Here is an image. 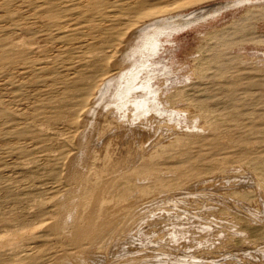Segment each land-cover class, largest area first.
I'll return each mask as SVG.
<instances>
[{
  "label": "bare ground",
  "instance_id": "1",
  "mask_svg": "<svg viewBox=\"0 0 264 264\" xmlns=\"http://www.w3.org/2000/svg\"><path fill=\"white\" fill-rule=\"evenodd\" d=\"M166 1L0 0V79L11 85L16 99L25 95L26 83L32 84L35 92L28 96L37 99L31 102V107L16 112L15 102L11 107L0 94V148L22 160L14 179H8L0 166V209L7 204L27 209L22 217L0 216V264L159 263L146 262L145 257L134 255L135 248L141 250L156 242L150 228L140 226L139 213L156 210L153 208L163 202L160 194L164 187L178 189L189 177L204 174L197 171V166L214 169V164L203 163L205 159H215L208 157L210 153L203 147L209 145L217 152L224 135L207 112L208 103L221 96L224 108L220 110L227 112L229 119H237L238 108L234 91L219 83L218 88L208 89L207 95L190 100L206 109L209 131L192 132L195 127L191 126V134L183 133L186 136L180 135L164 144L165 138L150 139L155 130L151 134L141 127L145 125L141 120L150 117L171 120L179 111L166 109L161 95L164 87L153 83L154 79H160V74L151 60L158 55V39L164 30L152 32L151 26L163 22L160 19L147 22L143 13L145 8H150L151 14L157 13ZM220 4L201 6L172 22L193 23ZM240 33L247 34V30ZM233 61L223 59L222 71ZM238 84L239 79L231 82L234 86ZM254 85L259 89L257 101L249 109L255 112L257 106H264V80H256ZM118 118H128L133 127L122 128ZM244 127L250 132L258 131V127L250 124ZM67 133L72 137L62 138ZM103 134L114 141L102 139ZM87 135L91 138L90 149L98 152L94 160L82 141ZM77 137L80 144L72 146L70 142ZM106 142L112 144V149L105 148ZM245 142L248 139L239 145ZM36 146L44 155L34 161ZM154 146L159 148L152 150ZM174 148L176 153L169 157ZM160 155L165 157L164 162L154 159ZM171 158H175V163H169ZM170 164L176 166L173 172L181 173L180 179L167 180L164 174H156L161 165ZM85 173H89L90 181L82 185L80 178ZM138 175L153 176V184L138 183ZM20 178L27 181L25 186L19 185ZM63 179L64 186H37L40 199L35 212L27 207L31 196L28 185L39 181L61 183ZM254 180L250 177L247 184L238 183L243 189ZM47 199L55 202L45 205ZM55 205L59 207L57 211L52 208ZM32 216H41V222H30ZM173 223L168 236L186 242L183 224ZM41 238L42 242H37Z\"/></svg>",
  "mask_w": 264,
  "mask_h": 264
},
{
  "label": "rangeland",
  "instance_id": "2",
  "mask_svg": "<svg viewBox=\"0 0 264 264\" xmlns=\"http://www.w3.org/2000/svg\"><path fill=\"white\" fill-rule=\"evenodd\" d=\"M215 3L221 4L211 8L193 23L181 25L182 23L172 22L173 19L196 8ZM143 13L147 22L155 19L163 22L151 26L152 32L164 30L158 39V55L151 60L154 70L160 74V79H154L153 83L164 87L165 91L161 95H163L162 101H165L166 109L179 110V113L172 111L177 113L175 117L171 116V120L170 117L167 120L164 118L169 123H166L163 118L161 121L154 116L155 119L150 117L149 120H141L143 121L141 124L146 125L141 127L147 128L146 130L150 133L155 130L157 134L151 133L152 138L150 136L149 138L153 141L154 139L163 141L165 138V144L180 135L186 136L183 133L191 134L189 128L191 126L195 127L192 132L199 129L209 131L207 128L210 120L207 119L206 109L190 100L192 97L199 98L207 95L208 89L218 88L219 83L234 91L238 100L235 107L238 108L235 110L237 116L235 120V118L229 119L228 113L220 110L224 108L221 96L213 98L208 103L210 109H207V112L213 116L212 119L217 123L216 128L221 131V135H224L219 143L221 148L218 147L217 152H214L209 145L203 147L209 151L208 157L215 158L205 159L203 163L214 164V169L197 166V171L205 173L189 177L178 189L169 190L164 187L163 192L159 193L163 198V202L159 203L161 206L157 204L158 206L153 208L156 209L155 211L139 213L140 226L150 228L156 242L141 250L135 248L134 255L139 258L145 257L146 262L159 261L157 264L161 262L165 264H264V118H262L264 106H257L255 112L249 109L257 101L259 91L254 82L264 80V0H189L184 3L167 0L157 13L151 14L150 8H145ZM245 30L247 34L240 33ZM223 59L226 61L234 59L227 64L228 67L224 71L221 64ZM235 79H239V84L231 85ZM250 79L251 84L248 85ZM25 85V95L16 99L14 97L16 93H13L11 85L0 79V94L11 107L15 102L16 112L23 107H31V102L37 100L32 95L28 96L35 92V87L30 83ZM246 91L247 93L244 94ZM98 113L100 114L101 111ZM127 120L128 118L117 119L122 128L126 125V128L130 129L133 126L131 127L132 124H129L131 121ZM178 121L180 124L177 125V129L179 127L177 130L176 122L178 124ZM249 124L258 127V131L246 130L244 126ZM152 126H155L153 130ZM162 126L165 128L168 126V128L164 129ZM89 132L91 133V130ZM163 133L167 134L166 137ZM71 137L68 133L62 135L64 139ZM232 137L235 139L230 140ZM101 138L114 141L113 137L107 134L101 135ZM90 139V135H87L82 141L87 144L86 149L94 160L98 152L90 149V144L88 145ZM246 139L248 142L239 145ZM80 142L77 137L70 144L76 146ZM104 146L107 150L113 147L109 142L104 143ZM193 146L195 153L197 144ZM157 147L154 146L152 150L159 148ZM174 150L169 157L176 153V148ZM42 155L44 153L36 146L33 149L34 161L40 159ZM154 159L158 162L165 161L163 155ZM174 159L171 158L169 163H175ZM21 161L0 148V166L5 169L8 179L18 176V164ZM175 167L161 165L160 172L156 174H164L167 180L180 179L181 173L173 172ZM212 172L215 173L210 174ZM137 177L138 183L153 184L154 180L151 178L153 176L138 175ZM250 177L255 179L254 182L243 189L240 188L241 184L238 181L247 184ZM80 181L82 185L88 183L89 173H85ZM64 182L66 183V180L63 179L61 183L39 181L38 184L28 185L31 196L27 207H31L35 212L40 199L37 195L39 191L37 186L43 188H50L56 184L64 186ZM196 183L198 185L195 186ZM20 184L25 186L27 181L20 178ZM74 184L73 182L72 185ZM160 190L161 187L158 186L157 191L160 192ZM161 198L158 197V199ZM54 202L50 199L44 200V204L48 206L53 205ZM52 208L56 211L59 209L57 205ZM0 211L1 218L7 215L22 217L27 209L24 210L22 205L7 204ZM179 213L180 215H177ZM28 220L32 223H40L42 217L32 216ZM173 222L183 224L185 228L183 232L187 236L185 239L188 238L187 243L184 239H181L185 242L183 244L178 241L180 239L174 241V237L168 236L169 229H173L171 227ZM39 227L41 230L45 229L43 225ZM147 236H150V233L147 232ZM53 238L56 240L55 237ZM42 239L37 242H42Z\"/></svg>",
  "mask_w": 264,
  "mask_h": 264
}]
</instances>
